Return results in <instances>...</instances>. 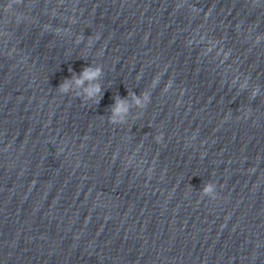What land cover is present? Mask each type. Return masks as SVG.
Here are the masks:
<instances>
[{"label": "water", "instance_id": "obj_1", "mask_svg": "<svg viewBox=\"0 0 264 264\" xmlns=\"http://www.w3.org/2000/svg\"><path fill=\"white\" fill-rule=\"evenodd\" d=\"M0 264H264V0H0Z\"/></svg>", "mask_w": 264, "mask_h": 264}, {"label": "clouds", "instance_id": "obj_2", "mask_svg": "<svg viewBox=\"0 0 264 264\" xmlns=\"http://www.w3.org/2000/svg\"><path fill=\"white\" fill-rule=\"evenodd\" d=\"M9 7H11V4H9ZM99 35L97 34L95 37L89 36L88 37V43H92L94 39H98ZM81 39H83L82 36H78L76 39L77 42H79ZM102 73V69L100 66H93L91 64L83 67L79 75L73 74L72 77L66 78L63 80L59 86L58 91L61 93H67L70 89V85L74 84L77 88L81 89V92L77 93V96H82L83 100H92L93 102H98V97L100 95V85L96 81L100 77ZM88 82L87 86L85 85V82ZM167 87V85H166ZM258 89L254 88L251 92V97H254L257 94ZM133 101L137 106L145 107L146 102L149 99L147 92H142L141 97H137L135 93H132ZM110 116L108 118L110 123L113 124H120L124 122V118L128 113V102L126 98H115L114 104L110 108ZM162 138V136H161ZM215 183L213 181L205 182L201 188L202 196H208L209 198H215L216 192H215Z\"/></svg>", "mask_w": 264, "mask_h": 264}]
</instances>
